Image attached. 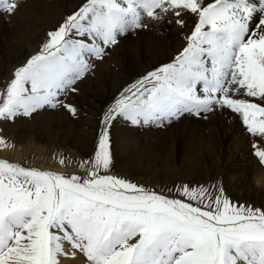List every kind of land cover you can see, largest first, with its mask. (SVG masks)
Listing matches in <instances>:
<instances>
[{
  "label": "snow or ice",
  "instance_id": "obj_1",
  "mask_svg": "<svg viewBox=\"0 0 264 264\" xmlns=\"http://www.w3.org/2000/svg\"><path fill=\"white\" fill-rule=\"evenodd\" d=\"M25 3L0 0V20ZM149 34L170 36L169 50L97 110L89 148L56 153L55 167L0 155V264H264V0H75L0 65V151L19 121H79L102 66ZM221 120L259 199L222 175L158 181L118 167L117 129Z\"/></svg>",
  "mask_w": 264,
  "mask_h": 264
},
{
  "label": "bare ground",
  "instance_id": "obj_2",
  "mask_svg": "<svg viewBox=\"0 0 264 264\" xmlns=\"http://www.w3.org/2000/svg\"><path fill=\"white\" fill-rule=\"evenodd\" d=\"M64 2H62L56 10L53 6V1L26 0L21 12L17 16L13 17L12 21L14 19H18V25L22 24L26 27L27 34L29 33L30 44L29 46L22 48L21 54L16 56L14 60L18 59L27 51H31L43 35L44 30L51 24H54L60 18L61 14L70 9L75 3V0H69L68 3L62 6ZM2 22L3 21L0 20V36L5 38L8 36L9 28L7 26L3 27ZM11 27L12 23L10 29ZM136 39L137 40L133 39L134 41L130 42L125 47H133L134 53L129 51L125 52L124 49H120L113 56L111 61L102 66L101 71L97 75L96 83L90 84L86 90V92H88L89 89L93 87L96 93L81 97V102L93 110V115L98 109L104 106L108 98L126 79L134 76L138 72L144 71L150 64L157 63L164 57L165 53L169 50L170 45L172 44V38L170 36L165 37L149 34L142 35ZM19 40L22 41L23 39L19 38ZM125 65H128L127 69L124 68ZM94 96H97V98L95 102H92V99L89 98ZM68 122L70 125L72 124V121L68 120ZM78 122L79 121L73 122V131L70 134L67 132L59 133L58 131H55L54 134H52V129L40 126H34L29 130H19L18 132H20V134H18L14 132L16 128L8 126L5 134L11 142H14L15 147L9 149L7 152L0 151V155H7L16 160H21V158L25 159L26 156L29 155V152H39L40 154H43L44 159H46L45 156L47 155L55 158L56 153H63L64 155L72 154L75 156L77 155L78 150L87 149L91 146L92 134L94 130V127L93 129H89V131L79 129ZM213 122L216 123V121ZM219 122L223 124V120ZM215 123L206 124L210 125L212 132L215 135H219V130L215 128ZM191 126L195 125L184 123L181 125V128L187 132ZM58 127L61 128L60 126ZM36 130H43L47 132L43 135L33 134ZM147 134L150 135L149 137L152 139L151 132H147ZM203 142L204 139H201L192 145L191 148L184 145L182 146V144L177 145L175 142V144L171 145V156L165 154V152H167V146H164L165 142H162V146H164L162 153L156 154L155 156H136L133 150L124 153V151L117 148V142H115L114 148L119 162L118 167L130 170L141 178H150L158 181L163 179L164 181H167L166 179H168L171 175L183 173L184 176H188L186 173L188 172L192 176L200 177L203 173H205V171H208L205 168L206 158L201 154ZM207 144H209V142H207ZM146 145L147 144L145 142L140 143L137 141L134 143V147ZM154 146L159 148L155 144ZM187 151L190 152L186 155ZM27 159L30 160V158ZM222 163L223 161L220 160V164ZM35 164L45 167V164ZM186 165L188 166V170L184 168ZM194 165L196 168L199 167V169H195ZM196 170L199 171L196 172ZM242 173L244 174V171ZM156 175H159L160 178H155ZM238 180L241 184H243L241 182V176L237 178V181ZM248 187L247 192H243L244 194L242 197L259 199L261 195L260 191L253 190L250 186Z\"/></svg>",
  "mask_w": 264,
  "mask_h": 264
},
{
  "label": "rangeland",
  "instance_id": "obj_3",
  "mask_svg": "<svg viewBox=\"0 0 264 264\" xmlns=\"http://www.w3.org/2000/svg\"><path fill=\"white\" fill-rule=\"evenodd\" d=\"M50 1H53V6L57 10L62 2L66 1L62 4L63 6L64 4L68 3L69 0ZM11 23L12 27L10 29ZM2 24L3 27L7 26L9 30L7 37L3 38L0 36V65L10 66L11 63L15 62L16 60L22 57L20 56L18 59L14 60L16 56L21 54L22 48L29 46V33L27 34L26 27L24 25H18V19H14L13 21L11 20L8 23H5L3 21ZM19 38H22L23 40L20 41ZM134 40L137 39L134 38ZM129 48L130 47H124L122 49H124L125 52L129 51L131 53H134L133 47H131L130 49ZM124 68L127 69L128 65H125ZM96 81L97 76L94 80L90 82V84H95ZM93 93L96 92L92 87L84 95ZM96 98L97 96H94L89 99H92V102H95ZM80 103L82 105V116L78 122V128L89 131V129H93L95 125L94 115L92 114L93 110L81 101ZM68 120L69 119L67 117L64 118L63 114L49 112L41 115L40 117H37L34 121L22 120L17 122L15 125H10V127L16 128L14 132L18 134H20V132H18L19 130H29L34 126L47 127L48 129H52V134H54L55 131H58L59 133L67 132L70 134L73 131V122L70 125ZM57 125L63 129L59 128ZM181 125L182 124H177L166 131L152 128L142 129L138 132L131 134H129L123 128L117 129L115 132V142L118 143L117 148L119 150L124 151V153L133 150L136 156H155L156 154L162 153L163 147L167 146V152H165V154L171 156V145L175 144V142L177 143V145L182 144V146L184 145L191 148V146L194 145L197 141L204 139L201 154L203 157L206 158V162H203H205V168L208 171H205L202 176L207 177L209 175H222L226 178V180H230L229 182L233 185L236 195L242 196L244 194L243 192H247L249 188L248 185H243L244 183L241 184L239 180L237 181V178L240 176L242 177V172L248 165L246 164L245 159L242 155L241 145L237 143L236 138L232 135V129L230 124L225 122H223V124L220 122H216L215 128L219 130V135H215L212 132L210 125L206 123L191 126L187 132L181 128ZM46 132L47 131L36 130L33 132V134L43 135ZM147 132H151L152 139H150V135H148ZM94 135L95 132L93 130L92 139ZM130 136L134 137V139H130ZM137 141L140 143L145 142L147 145L134 147V143ZM162 142H165L164 146H162ZM207 142H209V144H207ZM154 144L157 145L159 148H156ZM189 152L190 151H187L186 155ZM66 156L73 155L68 154ZM26 158H30L31 161L38 164H45V166H55V158H52L50 155L45 156L46 159H44L43 154H40L39 152H29V155H27ZM220 160L223 161L222 164H220ZM184 168L188 170L187 165ZM194 168L199 169V167L196 168L195 165ZM67 170L71 171V169ZM198 171L199 170H196V172ZM186 173L188 176H192L188 172ZM237 174L240 176H238ZM176 177H184V174L180 173L176 175H171L166 180L170 181L172 179H175ZM155 178H160V176L156 175Z\"/></svg>",
  "mask_w": 264,
  "mask_h": 264
}]
</instances>
